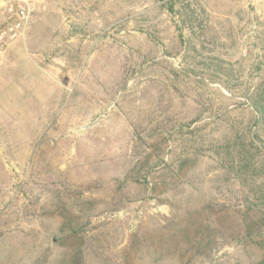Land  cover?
Returning a JSON list of instances; mask_svg holds the SVG:
<instances>
[{"label": "rangeland", "instance_id": "rangeland-1", "mask_svg": "<svg viewBox=\"0 0 264 264\" xmlns=\"http://www.w3.org/2000/svg\"><path fill=\"white\" fill-rule=\"evenodd\" d=\"M29 8L0 55V264H251L207 142L264 138V0Z\"/></svg>", "mask_w": 264, "mask_h": 264}, {"label": "trees", "instance_id": "trees-1", "mask_svg": "<svg viewBox=\"0 0 264 264\" xmlns=\"http://www.w3.org/2000/svg\"><path fill=\"white\" fill-rule=\"evenodd\" d=\"M256 100L253 110L264 137V96L259 94ZM207 144L208 151L220 161L219 167L226 177L239 185L244 199L240 225L242 234L238 240L252 248L254 261L251 264H264V138H261L260 132H251L248 128L246 133L241 129L234 130L229 138ZM137 170L135 172L139 175L140 169ZM146 176L144 173L142 177Z\"/></svg>", "mask_w": 264, "mask_h": 264}, {"label": "built area", "instance_id": "built-area-1", "mask_svg": "<svg viewBox=\"0 0 264 264\" xmlns=\"http://www.w3.org/2000/svg\"><path fill=\"white\" fill-rule=\"evenodd\" d=\"M30 2L31 0H0V13L6 17L9 25L7 31H0V55L4 51L5 36L17 38L30 22Z\"/></svg>", "mask_w": 264, "mask_h": 264}]
</instances>
